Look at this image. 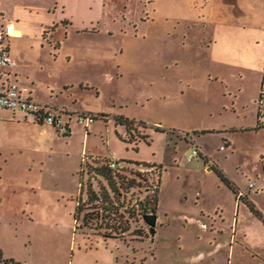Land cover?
Here are the masks:
<instances>
[{"label": "rangeland", "instance_id": "obj_1", "mask_svg": "<svg viewBox=\"0 0 264 264\" xmlns=\"http://www.w3.org/2000/svg\"><path fill=\"white\" fill-rule=\"evenodd\" d=\"M56 2L0 0L3 22L21 32L10 41L20 87L70 114L69 136L44 124L33 137L0 112L2 256L20 264H264V222L247 206L264 218V130L238 129H254L264 112V0H212L207 19L200 0H105L99 33L59 23L39 34L58 20ZM84 5L87 13L92 3ZM15 9L26 21L8 18ZM74 112L95 118L79 122ZM116 117L135 121L136 140ZM195 146L200 157L187 161ZM96 158L133 171L147 168L132 162L162 165L160 181L142 172L140 187L109 191L101 230L83 222L95 206L87 188L106 184L90 166ZM155 190L154 235H103H115V221Z\"/></svg>", "mask_w": 264, "mask_h": 264}, {"label": "trees", "instance_id": "obj_2", "mask_svg": "<svg viewBox=\"0 0 264 264\" xmlns=\"http://www.w3.org/2000/svg\"><path fill=\"white\" fill-rule=\"evenodd\" d=\"M116 122L120 125H123L126 129V132L128 134L129 141H134L135 136L131 134V129H133V123L135 122L133 119H128L125 117H116ZM140 124H143L140 122ZM260 124H257L256 128H259ZM155 130H160L158 127L155 128ZM70 131L68 134L65 136L69 135ZM144 136L143 138H145ZM200 156V154L198 155ZM98 159V161H93V163H90L91 168L93 172L103 178V180L106 182V184L102 185L99 187V191L93 190L91 187L87 188V200L90 204H95L93 207V211L90 213H85L83 216V222L84 225L87 226L86 223H92V221L96 220L94 226H90V228H94L96 230H101L106 228V225H103L101 223H97V221L103 217L104 213L101 210L102 207L106 208V205L103 206L106 202L112 203L111 197L109 194V191L113 193L115 196H119L122 193V190H129L130 188L134 187H140L141 181L147 180L145 177V174L142 172H152L155 173L157 172L156 176L159 177L160 181V176L162 173V165L161 167L158 166L160 169H157V165L154 163H147V162H132L128 161L129 163L135 164L138 168L145 167L149 168V171L147 169H135L134 171L132 169H128L125 165H121V169L119 168V162H115V167H110L109 163L111 162V159ZM126 162V160H121ZM89 166V165H88ZM140 166V167H139ZM156 168L153 170V168ZM141 170V171H140ZM145 170V171H143ZM122 173H119V172ZM126 176H129L126 178ZM222 180L224 183L229 186V188L232 190V192H236V187L233 185V183L228 180L225 176L221 175ZM118 180V181H117ZM127 190V191H128ZM86 202V201H85ZM115 204V203H114ZM251 211L264 222V218L260 215V213L255 209L253 204L248 203L247 204ZM117 206V204H115ZM138 209L132 208L131 210L129 209L128 211V218L125 219L124 222H122V219H119L118 221H115V225H113L112 228L115 230V235H105V237L112 236V238H121L125 234H130L132 236H136L139 239H142L143 237H147L146 234L149 235H154L155 234V227H156V221H157V207H158V192L155 190V192L151 193V195H146L141 201L138 203ZM82 205L79 203L77 207V213L82 211ZM121 215V213H120ZM141 222L142 226H135L134 228H131L132 223L136 222ZM90 223V224H91ZM0 264H20L18 261L12 259V258H4L1 254L0 250Z\"/></svg>", "mask_w": 264, "mask_h": 264}, {"label": "built area", "instance_id": "obj_3", "mask_svg": "<svg viewBox=\"0 0 264 264\" xmlns=\"http://www.w3.org/2000/svg\"><path fill=\"white\" fill-rule=\"evenodd\" d=\"M18 36L20 35L12 22H4L0 26V107L12 111H21L33 121L49 125L60 134L66 135L70 131V114L67 108L34 100L29 93H25V89L20 87L16 79L7 77V69L16 65V60L11 53L10 41ZM75 113L79 122L95 118L93 115L84 112ZM200 153L201 151L197 146L193 147L188 153L187 161H191L194 156H198ZM115 165L114 161L109 163L110 167H115ZM252 186L253 184L250 183L249 187ZM241 195H243L242 191L238 193V197Z\"/></svg>", "mask_w": 264, "mask_h": 264}, {"label": "crops", "instance_id": "obj_4", "mask_svg": "<svg viewBox=\"0 0 264 264\" xmlns=\"http://www.w3.org/2000/svg\"><path fill=\"white\" fill-rule=\"evenodd\" d=\"M222 1H223L224 5L226 6V4H225L226 0H222ZM86 2L88 4L92 3V5H90L87 8V10H88L87 13L85 11V5H84ZM200 3H201L200 7L202 8L201 9L202 10L201 18L205 19L206 18L205 15L208 14V16H210L212 13L211 12L212 11V9H211L212 0H200ZM73 4H74V6L72 7V9H71V6L69 9H67L68 5H73ZM82 6L84 7V14L76 13V12H80L83 9ZM37 8L38 7L35 8L36 13L38 12ZM50 8L51 7H46L43 9H48L47 12H49ZM108 9L109 8H105V0H59V2H56V5L53 8L54 13H55V10H58V15H57L58 20L56 22H53V21L47 22V23H45V26L41 25L39 34H42V32L44 30H47L50 27L60 26L59 23H63L62 26L77 24L79 27H81L78 30H85V31L90 30L91 32H98L99 33L100 28L102 29V26L104 25V22L106 19L105 14H106V12H108ZM16 10H19V9H15V11H13L15 13H13V14L11 13L10 14L11 16H8V18L11 19V17H12V19H14L15 21L20 20V19H21L20 21H26L23 19V16H24L23 11H16ZM110 11H114V5H112V7H110ZM225 11H228V10H224L222 12H225ZM72 12H75V13L72 14ZM4 17L5 16L3 14L0 16V26L4 23L3 22ZM207 18H209V17H207ZM123 21H126V20L124 19ZM84 25L85 26L90 25V27L84 28ZM16 30L19 33V35L21 36V32L19 31V29L16 28ZM106 31H108V33L112 32V30H107V29H106ZM209 33L210 34H209L208 39L211 40V42H212L214 39V34L212 31H209ZM20 36L15 37V38H19ZM95 59L97 60L99 58H95ZM14 68H15V66L7 69L6 73H7L8 78L17 80L18 71ZM30 92H32V91H30ZM30 92H28V93L32 97ZM25 93H27V92L25 91ZM53 105H55V104H53ZM61 106H64V104H62ZM260 111H262V110H260ZM260 111H259V113H260ZM0 112L11 115V117L7 116L6 119H12L10 122L17 124V126H30L31 129H33V133H34L33 137L36 133L37 128H39L38 126L44 125L43 123H35L30 117L26 116L25 114H23L21 111H18V110L12 111V110H8V109H4V108L0 107ZM17 113L20 114V116H17ZM258 115H259V121L257 124H260L259 128L251 129L253 127V126H251L249 128V130H246L247 128H244V127H240L238 129H241L243 131H254V132L264 130V112H261V114H258ZM256 125L254 126V128L256 127ZM46 130L51 131L48 128H44V129L40 130V132H43ZM67 136H69V135H67ZM30 139H31V137H29L28 139L26 138L25 142H28ZM201 156H205V155L202 154ZM263 171H264V169H263ZM233 194H234V192H233ZM234 198L236 199V195H234ZM236 200H238V198Z\"/></svg>", "mask_w": 264, "mask_h": 264}, {"label": "flooded vegetation", "instance_id": "obj_5", "mask_svg": "<svg viewBox=\"0 0 264 264\" xmlns=\"http://www.w3.org/2000/svg\"><path fill=\"white\" fill-rule=\"evenodd\" d=\"M238 197V196H237ZM240 198V197H239ZM239 200V199H238ZM248 206V205H247ZM254 206V205H253ZM248 208H249V206H248Z\"/></svg>", "mask_w": 264, "mask_h": 264}]
</instances>
